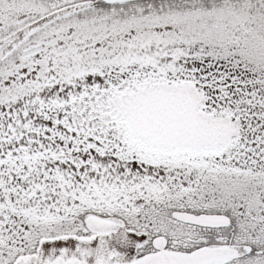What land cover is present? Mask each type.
I'll use <instances>...</instances> for the list:
<instances>
[{"label":"snow or ice","instance_id":"6c2138e0","mask_svg":"<svg viewBox=\"0 0 264 264\" xmlns=\"http://www.w3.org/2000/svg\"><path fill=\"white\" fill-rule=\"evenodd\" d=\"M0 264H264V0H0Z\"/></svg>","mask_w":264,"mask_h":264}]
</instances>
